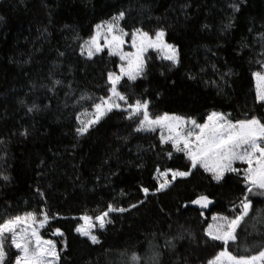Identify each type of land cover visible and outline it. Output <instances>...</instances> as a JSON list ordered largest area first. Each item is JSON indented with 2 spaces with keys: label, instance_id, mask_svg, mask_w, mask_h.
I'll return each instance as SVG.
<instances>
[{
  "label": "trees",
  "instance_id": "obj_1",
  "mask_svg": "<svg viewBox=\"0 0 264 264\" xmlns=\"http://www.w3.org/2000/svg\"><path fill=\"white\" fill-rule=\"evenodd\" d=\"M119 11L126 13V31L162 28L180 55L179 66L172 67L148 52L145 77L120 85L129 103L149 100L153 115L198 122L213 111L233 120H264L253 76L264 70V0H0V176L10 178L0 179V220L46 210L52 221L42 236L57 243L60 264H129L133 253L141 264H154L156 252L159 264H205L223 247L204 243L211 217L233 216L244 195V181L235 174L221 184L207 176L199 191L174 200L172 213L163 211L167 222L155 230L141 232L131 220L110 214L113 222L95 233L98 245L54 220L48 194L84 205H126L143 198L142 188L154 191L156 169L164 171L177 159L174 151L168 158L171 146L162 145L159 134L136 132L121 111L113 110L85 136L76 132L77 116L109 95L107 73L118 72L120 64L107 51L87 60L80 46ZM201 193L214 201L207 209L191 203ZM250 199L253 209L229 244L238 255L264 250V196ZM56 228L63 237H52ZM181 234L183 239H173ZM169 239L174 248L166 246ZM7 250L11 264L17 253Z\"/></svg>",
  "mask_w": 264,
  "mask_h": 264
},
{
  "label": "snow or ice",
  "instance_id": "obj_2",
  "mask_svg": "<svg viewBox=\"0 0 264 264\" xmlns=\"http://www.w3.org/2000/svg\"><path fill=\"white\" fill-rule=\"evenodd\" d=\"M235 12L240 11L239 5H230ZM126 18L125 11H119L110 20L95 26V34L85 40L80 46V55L87 60H93L107 50L110 57H118L119 71L107 73V92L109 95L100 97L93 102L92 112L85 110L77 116L79 127L76 132L79 136H85L90 129L99 124L113 110L126 114L125 118L134 121L136 132H156L159 130V141L162 145H170L172 151L166 155L172 158L173 151L182 153L189 162L187 170L156 169L154 179L158 182L156 192L167 191L177 179H187L200 169L207 173L216 184L226 182L229 174L240 176L244 181V195L239 204L231 209L235 214L231 217L225 215H213L211 223L204 230L207 238L204 243L213 244L219 242L222 249L205 261V264H264V250L252 255H238L229 250V244L237 241V230L245 223L253 209L250 196H264V120L256 116L233 120L231 114L211 112L204 122H198L195 117H187L176 114L163 113L153 115L150 110V101L136 99L129 103L128 96L120 90L122 81L135 83L143 79L147 72L148 52L152 51L163 61L170 62L172 67L180 64L179 49L165 39L166 31L158 29L149 33L142 28H135L131 32L121 26ZM230 27V25H226ZM130 40V50L125 51V44ZM63 55V53H61ZM255 79V100L264 105V71L253 73ZM60 81H54L60 85ZM91 99V97H82ZM123 102V103H121ZM29 108L28 111H33ZM86 117V118H81ZM22 135H27L25 131ZM4 141L0 140V144ZM237 164L245 167H236ZM0 179L8 181V176H0ZM145 196L149 195L148 188H142ZM39 193V189H37ZM155 195L156 193H152ZM43 196L42 193H40ZM140 203H143L141 201ZM200 209H207L214 201L206 194H199L191 201ZM137 207L136 204L131 205ZM187 208L188 204L183 205ZM239 212H236V208ZM128 209L114 207L109 204L107 210L92 217L83 215L79 217L83 221L75 228V232L85 237L93 245L101 243L99 237L94 234L96 228L104 230L113 221L110 213H124ZM204 213L201 212V216ZM259 216V214H257ZM50 221L46 210L25 212L22 215L9 216L0 220V264H9L8 247L15 249L17 253L11 264H60L61 250L52 239H45L41 235V229ZM51 235L63 237L64 232L56 228ZM173 239H183L178 235ZM173 239L166 241V246L175 247ZM65 248H67V243ZM123 255V254H122ZM160 253L156 252L150 258L154 264H159ZM142 257L136 253L130 256L129 264H141Z\"/></svg>",
  "mask_w": 264,
  "mask_h": 264
},
{
  "label": "rangeland",
  "instance_id": "obj_3",
  "mask_svg": "<svg viewBox=\"0 0 264 264\" xmlns=\"http://www.w3.org/2000/svg\"><path fill=\"white\" fill-rule=\"evenodd\" d=\"M129 45L130 40L125 44V51L130 50ZM78 126H80L79 122ZM153 133L159 134V130ZM176 156L177 159L172 162L168 169L187 170V168L189 167V162L186 160L183 154L176 153ZM243 167L245 166L243 165ZM207 176H209L207 173H204L202 170L198 169L193 173L191 177L187 179H177L167 191L158 193L156 192L158 182L155 179L156 189L154 191H149V195H143V198L139 201H134L126 205L114 206L128 209V211H125L124 213L116 212L115 214H119L123 218L131 220L141 232L155 230L158 226L164 225L167 222L165 217L163 216V211L172 213L175 209L174 200L185 193L188 194L192 190L199 191L198 185H200ZM152 193L156 194L153 195ZM47 199L49 203L54 207L55 222L61 224L62 227H64L76 238L82 237L75 232V228L79 224L83 223V221L80 220L79 217L85 214L95 217L106 211L108 207V205L96 206L94 204L84 205L79 202H68L56 193L48 194ZM141 201H143V203H140ZM133 204H136L137 207L132 208L131 205ZM51 221L52 220H50L49 223ZM48 225L45 228L41 229V235L42 232L47 229ZM98 230L100 229L97 227L95 233ZM52 237L56 236L52 235ZM13 250L15 251V249Z\"/></svg>",
  "mask_w": 264,
  "mask_h": 264
}]
</instances>
